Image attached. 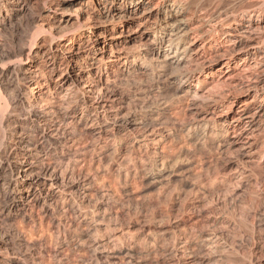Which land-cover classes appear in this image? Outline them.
Segmentation results:
<instances>
[{
	"label": "clouds",
	"instance_id": "clouds-1",
	"mask_svg": "<svg viewBox=\"0 0 264 264\" xmlns=\"http://www.w3.org/2000/svg\"><path fill=\"white\" fill-rule=\"evenodd\" d=\"M0 264H264V0H0Z\"/></svg>",
	"mask_w": 264,
	"mask_h": 264
}]
</instances>
